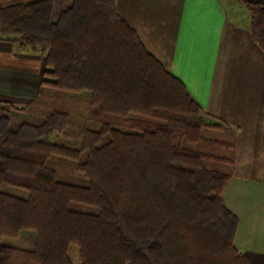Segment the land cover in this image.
<instances>
[{"label": "trees", "instance_id": "16d2710c", "mask_svg": "<svg viewBox=\"0 0 264 264\" xmlns=\"http://www.w3.org/2000/svg\"><path fill=\"white\" fill-rule=\"evenodd\" d=\"M56 1L0 0V40L44 60L31 104L0 99V264H73L72 245L80 264H250L222 201L234 159L216 134L225 128L204 120L115 0ZM245 6L264 53V3ZM45 88L88 91L85 116L45 105ZM36 104L46 109L15 123ZM53 156L74 163L76 181L58 177Z\"/></svg>", "mask_w": 264, "mask_h": 264}, {"label": "crops", "instance_id": "0c3cea01", "mask_svg": "<svg viewBox=\"0 0 264 264\" xmlns=\"http://www.w3.org/2000/svg\"><path fill=\"white\" fill-rule=\"evenodd\" d=\"M251 1L264 3L115 0V8L204 113L233 136L222 201L237 220L236 248L250 264H264V53L252 38L250 19L228 15L235 6L247 10ZM40 68L38 58L18 55L13 43L0 40L1 96L28 101L40 87ZM20 71L22 81L12 82Z\"/></svg>", "mask_w": 264, "mask_h": 264}, {"label": "rangeland", "instance_id": "374dc122", "mask_svg": "<svg viewBox=\"0 0 264 264\" xmlns=\"http://www.w3.org/2000/svg\"><path fill=\"white\" fill-rule=\"evenodd\" d=\"M56 2H57L56 6L58 8H61V7L63 8L66 6L67 0H61V1L57 0ZM70 2H71V0H70ZM70 2L68 0V4ZM235 7L233 8L235 10L234 14L230 13L233 9H229V11H228V15H230V17H232V20L234 18L235 19L237 18V19H240L241 22H243L244 20L248 21V19H249L248 11L245 10L244 8H243V11L239 10V9H235ZM69 33L76 35V33H74V31L72 29L69 30ZM9 42L13 43V48H14V51L16 54L22 55V56L39 58L40 52H37L35 49L30 48V47H21L20 45H18L17 42H12V41H9ZM43 61L44 60H42V62L40 61V63L44 65ZM41 68H42V66H41ZM41 68H40V72H41ZM90 70H92L94 72L96 70V68L94 67L93 69H90ZM21 72L22 71L13 72L15 74L14 75L15 78L12 79L11 81L12 82L22 81L19 79L21 76L19 74H23ZM40 78H41V75H40ZM24 83H26V82H24ZM113 86H114L113 91L115 92L119 88V86L117 85L116 82L113 83ZM31 87H33V86L31 85L30 88ZM23 88L28 89V86H25ZM40 89L41 88L39 87L38 91H40ZM104 90H105V88L102 87L101 91H104ZM42 93L47 95L46 99H42V97L40 99L41 101H43L45 103V105H47V106L53 105L56 108L63 107V108L70 109V113H71L70 117L74 122H76L78 119L83 118L86 114V110H88L89 97H90V93L88 91L64 92V91H60V90H50V89L45 88V89H43ZM10 97H11V95L8 96V94H7V96L6 95H2V96L0 95V99L5 100V102L10 103V105H12L13 107L23 109L22 107L27 106L28 103L31 104L35 100L36 95L33 94L32 97H30L28 99V101L25 98H14L13 99ZM21 104H25V105H21ZM45 105H40V104L39 105L38 104L31 105L29 107L30 110L29 111L27 110L28 112L27 111H20V112L16 113V114H20V115L15 120V123H17L18 121L25 120V119L33 118L35 116L34 112H36L38 110L46 109ZM204 120L206 122H211L212 124H216V121H214V119L211 116L208 117L206 115V113L204 114ZM96 125L98 127V124H96ZM212 134H213V132L211 130H209V129L206 130V135H212ZM216 134L218 136H221L222 140H225V139L227 140V137H226L227 135H229V139L232 140V142L234 140L233 136L230 135L229 131H226L224 133L223 130H218V131H216ZM67 139L74 140L72 136H69L67 138L62 137V136L61 137H53V141L56 143H59V144H64L67 141ZM50 162L54 163V167L56 168V170L58 172V173L57 172L56 173L60 179L63 178V179L68 180V181H76L78 174L75 171H73L74 163H72L71 160L61 158V157H57V156H53L50 158L49 163ZM20 237L22 240H26L29 244L32 243L33 238H34L32 232H22ZM9 242L13 243V244L18 243L17 240H10ZM70 255H71V259H72L73 264H80L77 249L73 245L70 247Z\"/></svg>", "mask_w": 264, "mask_h": 264}]
</instances>
